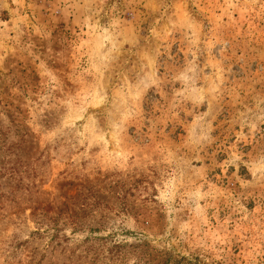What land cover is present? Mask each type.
Returning <instances> with one entry per match:
<instances>
[{"label":"rangeland","instance_id":"rangeland-1","mask_svg":"<svg viewBox=\"0 0 264 264\" xmlns=\"http://www.w3.org/2000/svg\"><path fill=\"white\" fill-rule=\"evenodd\" d=\"M0 264H264V0H0Z\"/></svg>","mask_w":264,"mask_h":264}]
</instances>
